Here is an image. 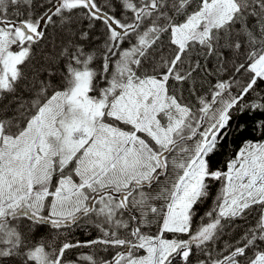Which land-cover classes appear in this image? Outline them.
I'll return each instance as SVG.
<instances>
[{
  "label": "snow or ice",
  "instance_id": "obj_1",
  "mask_svg": "<svg viewBox=\"0 0 264 264\" xmlns=\"http://www.w3.org/2000/svg\"><path fill=\"white\" fill-rule=\"evenodd\" d=\"M0 264H264V0H0Z\"/></svg>",
  "mask_w": 264,
  "mask_h": 264
},
{
  "label": "trees",
  "instance_id": "obj_2",
  "mask_svg": "<svg viewBox=\"0 0 264 264\" xmlns=\"http://www.w3.org/2000/svg\"><path fill=\"white\" fill-rule=\"evenodd\" d=\"M83 27H87V21H83L82 24ZM99 38V39H98ZM55 40V43L57 46L60 44V29L59 27H50L48 29V34L45 37L44 43L40 45V47H47L48 49L52 48V41ZM103 43V39L100 34V26L97 25L96 29H94L93 32V40H92V47H99ZM249 125L251 126V121H249ZM257 136L251 131V127H249L248 131H245L243 133H236L234 132V138L232 140L231 146L233 148L238 149L239 146L242 144L244 139H256ZM215 190V189H214ZM209 204L211 201L208 202ZM208 204L203 205L202 209L207 210ZM239 223V222H238ZM71 235L70 239L72 240H80L85 241L88 239L95 238L97 235V232L91 224H87L84 220L80 222L79 226H73L70 230ZM68 231L64 232V235H68ZM227 239V237H225ZM77 254L83 252V253H90L92 249L88 248H82L75 250Z\"/></svg>",
  "mask_w": 264,
  "mask_h": 264
}]
</instances>
